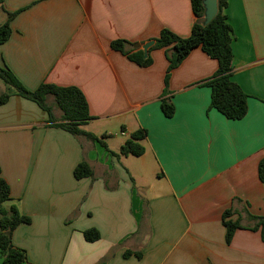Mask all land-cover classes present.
I'll use <instances>...</instances> for the list:
<instances>
[{"label":"crops","instance_id":"1","mask_svg":"<svg viewBox=\"0 0 264 264\" xmlns=\"http://www.w3.org/2000/svg\"><path fill=\"white\" fill-rule=\"evenodd\" d=\"M8 12L16 14L0 64L30 90L43 82L79 87L89 121L121 129L103 145L50 124L23 96L0 104L1 172L10 204L31 218L12 232L27 255L21 264H264V233L237 229L228 243L223 223L227 209L246 226L254 224L248 214H264V0H227L224 8L231 78L248 94L241 119L211 107L204 82L218 61L200 47L171 70L164 94L169 60L152 47L163 28L190 35L198 19L192 0H4L0 25ZM116 39L136 49L154 41L152 63L114 50ZM163 99L174 104L170 117ZM139 129L144 153L114 156ZM81 161L93 176H74ZM90 228L100 239H85Z\"/></svg>","mask_w":264,"mask_h":264},{"label":"trees","instance_id":"2","mask_svg":"<svg viewBox=\"0 0 264 264\" xmlns=\"http://www.w3.org/2000/svg\"><path fill=\"white\" fill-rule=\"evenodd\" d=\"M4 0H0V5ZM227 0H218V12L216 16L207 25L204 24L205 7L204 0H192V6L198 19L187 37H182L168 28H163L160 35L155 38L154 48H164L169 66L165 76L166 88L164 94H168V82L170 72L176 68L195 48L200 47L207 55L218 61V68L214 75L204 82L211 87V107L216 108L229 119H241L248 112V94L232 80V61H233V32L232 27L224 13ZM16 12H8L7 20L0 25V44L7 41L11 35V19ZM134 42L126 39H116L111 42L114 50L122 52L133 62L141 66H149L152 63L151 56L145 57L142 49L133 48ZM0 79L9 87V91L0 94V104L8 101L10 96L17 94L35 101L43 110L48 113V122L61 127L75 136H85L92 141H103L81 126L87 123L92 117L89 112L87 98L83 91L77 86H61L54 83L43 82L36 89H28L7 66L0 64ZM161 108L168 117L175 112L174 104L163 99ZM56 110L61 112L56 114ZM146 136L143 129L132 132L131 137L127 139L119 148L118 152H112L114 156H139L144 153V147L141 141ZM259 177L264 182V158L259 162ZM94 172L87 161H81L74 169V176L77 179L91 177ZM11 189L7 180L3 177L0 168V255L5 264H21L26 258L24 249L16 247L12 243V232L21 223H30L31 218L22 214L15 204L6 205L12 202ZM234 210L227 209L223 214V223L226 227V241L231 242L237 229H260L264 233V214H248L254 220L253 225H244L241 217L233 220L231 216ZM87 241L93 242L100 239V232L96 228H90L84 231ZM132 254L126 251L125 256ZM139 255V253H137Z\"/></svg>","mask_w":264,"mask_h":264},{"label":"rangeland","instance_id":"3","mask_svg":"<svg viewBox=\"0 0 264 264\" xmlns=\"http://www.w3.org/2000/svg\"><path fill=\"white\" fill-rule=\"evenodd\" d=\"M10 88L11 87H9L2 79H0V94L9 91ZM85 129L88 131H95V134L99 138V140L104 142L107 141V143H110L112 138H115L116 133L121 132V129L118 126L112 125L111 123L107 124L103 120H91L89 121V124L85 127ZM105 131H108L109 133H111V135L106 134ZM113 143L114 142L110 143V145H113ZM6 205L9 206L10 203L7 202Z\"/></svg>","mask_w":264,"mask_h":264},{"label":"water","instance_id":"4","mask_svg":"<svg viewBox=\"0 0 264 264\" xmlns=\"http://www.w3.org/2000/svg\"><path fill=\"white\" fill-rule=\"evenodd\" d=\"M205 16L204 24L207 25L212 21L218 12V0H204ZM154 44V41H149L143 45L136 44L137 47L142 48L145 57L148 55L149 48Z\"/></svg>","mask_w":264,"mask_h":264}]
</instances>
